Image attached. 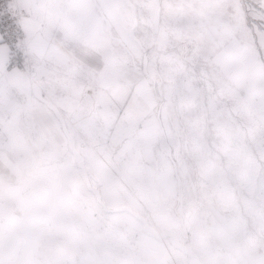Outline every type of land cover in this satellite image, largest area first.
<instances>
[{
    "label": "snow or ice",
    "instance_id": "snow-or-ice-1",
    "mask_svg": "<svg viewBox=\"0 0 264 264\" xmlns=\"http://www.w3.org/2000/svg\"><path fill=\"white\" fill-rule=\"evenodd\" d=\"M0 264H264V0H0Z\"/></svg>",
    "mask_w": 264,
    "mask_h": 264
}]
</instances>
